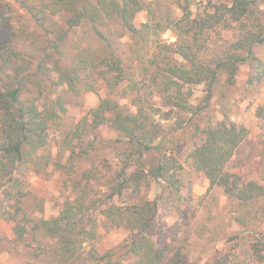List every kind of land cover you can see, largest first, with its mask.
<instances>
[{
	"label": "trees",
	"instance_id": "16d2710c",
	"mask_svg": "<svg viewBox=\"0 0 264 264\" xmlns=\"http://www.w3.org/2000/svg\"><path fill=\"white\" fill-rule=\"evenodd\" d=\"M13 1L39 26L50 15L60 17L63 24L56 31L54 49L82 22L90 23L102 43L98 49H80L70 64L48 54L33 64L14 44L0 41V184L11 181L3 192L12 199V210L4 209L2 214L14 223V239L22 241L27 231L18 216L25 194L14 172L27 162L49 163L48 128L66 112L68 96L95 93L102 83L104 96L89 110V127L108 126L121 137L116 140L123 149L121 169L113 178L109 175L107 192L97 200L89 196V188L81 179L74 180L73 196L63 201L57 215L31 223L37 245L30 256L50 264H124L113 260L109 251L98 255L93 245L102 218L104 225L128 232L123 247L132 260L127 264H164L163 252L147 234L158 203L140 196V192L150 180L178 192L181 166L166 152L153 165L143 162L160 135L159 124L151 116L157 109L150 101L156 95L169 108L195 113L189 101L195 87L204 85L205 107L219 76L224 74L225 81L233 84L242 63L249 66L246 82H260L264 60L255 55L254 47L264 41V0L217 2L211 10L196 14L190 8L191 0H173L181 12L178 17L157 14L147 0ZM142 10L148 17L137 27L133 19ZM113 22L119 23L131 40L130 51L136 62L132 69L114 52L112 41L99 28H110ZM167 30L174 35L173 42L162 39ZM221 32L229 33L230 39L224 38L221 48L211 52L217 45L214 34ZM247 133L243 125H209L188 153L193 169L202 172L210 186L220 187L228 198L243 205L264 201L263 185L226 168ZM125 193L133 199L119 203L118 198ZM259 209L264 219V206ZM173 263L185 264L180 256ZM20 264L39 263L28 260Z\"/></svg>",
	"mask_w": 264,
	"mask_h": 264
},
{
	"label": "rangeland",
	"instance_id": "374dc122",
	"mask_svg": "<svg viewBox=\"0 0 264 264\" xmlns=\"http://www.w3.org/2000/svg\"><path fill=\"white\" fill-rule=\"evenodd\" d=\"M147 1L157 14L181 15L173 0ZM225 1L191 0L190 8L196 14ZM147 17L145 10L138 12L133 19L135 26L139 27ZM43 24L39 26L13 0H0V41L14 44L30 56L33 64L43 54L70 64L80 49L101 47L90 23L82 22L81 26L70 29L54 49V37L63 22L60 17L50 15ZM112 24V28H99L112 41L114 52L132 69L136 62L130 51L131 40L119 28V23ZM214 38L217 45L211 52L219 50L223 39H230V36L221 32L215 33ZM162 39L173 42L175 37L167 30ZM254 53L264 60V41L254 47ZM248 73V64L242 63L233 84H228L225 75L221 74L205 107L204 85H197L189 99L197 110L195 113L169 108L156 95L150 101L157 109L151 116L159 124L160 135L154 141L155 147L144 155L143 162L146 166L153 165L166 152L181 166L177 173L178 192L163 189L161 182L153 180L140 192V196L155 199L158 203L157 214L147 234L155 247L163 252L164 264H171L179 256L185 264H264V219L259 209L263 208L264 201L243 205L228 198L220 187L210 186L202 172L193 169L188 156L207 126L243 125L248 133L226 168L245 180L264 186V77L258 83L248 84ZM101 84L95 93L68 96L66 112L48 128L49 163L43 165L40 161L34 165L27 162L14 172L17 184L25 194L20 201L22 209L18 216L27 231L20 242L14 239V223L2 214L4 209L12 210V199L6 198L3 192L11 181L0 184V264H20L28 260L50 264L49 260L30 256V250L37 245L30 227L33 220L56 216L63 201L73 196L71 184L78 179L89 188V196L97 200L107 192L105 184L109 175L112 174L113 178L121 169L123 149L116 141L121 137L108 126L89 127V110L104 96ZM57 92L58 87L55 94ZM121 102L128 104L127 99ZM71 154V160H68ZM30 158H34L33 155ZM132 199V195L125 193L118 202L128 203ZM103 220L100 218L102 225L93 244L98 255L109 251L113 260L127 264L132 260L123 247L128 232L104 225ZM37 238L44 239L39 235Z\"/></svg>",
	"mask_w": 264,
	"mask_h": 264
}]
</instances>
